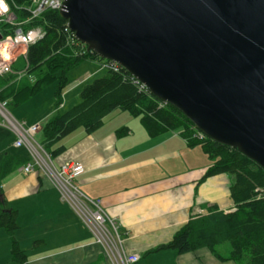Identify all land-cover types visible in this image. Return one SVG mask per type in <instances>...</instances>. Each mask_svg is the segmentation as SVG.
Returning <instances> with one entry per match:
<instances>
[{"label": "crops", "instance_id": "0c3cea01", "mask_svg": "<svg viewBox=\"0 0 264 264\" xmlns=\"http://www.w3.org/2000/svg\"><path fill=\"white\" fill-rule=\"evenodd\" d=\"M101 67L89 70L85 80L101 72ZM80 82L68 79L61 108L70 92L75 89V96L79 94ZM55 109L38 118L19 111L17 120L41 126ZM115 111L94 132L79 129L63 138L59 144L65 150L52 158L54 164L76 161L83 165L73 184L86 198L99 200L106 214L121 225L126 251L141 256L136 264H233L218 261L206 248L182 254L173 249L154 251L167 244L189 218L206 214L210 207L233 211L229 192L233 177L203 178L213 159L200 146H188L181 129L151 137L140 120ZM112 113L121 116L120 121L111 123ZM122 126L129 132L118 136L116 130ZM14 140L15 134L0 124V163L7 153L28 156L26 150H17ZM19 167L2 180L1 189L7 206L17 212L13 237L27 264H106L99 246L51 182L37 172L24 174ZM10 241L0 228V264H20L11 260Z\"/></svg>", "mask_w": 264, "mask_h": 264}, {"label": "water", "instance_id": "95a60500", "mask_svg": "<svg viewBox=\"0 0 264 264\" xmlns=\"http://www.w3.org/2000/svg\"><path fill=\"white\" fill-rule=\"evenodd\" d=\"M74 38L264 169V0H65Z\"/></svg>", "mask_w": 264, "mask_h": 264}, {"label": "trees", "instance_id": "16d2710c", "mask_svg": "<svg viewBox=\"0 0 264 264\" xmlns=\"http://www.w3.org/2000/svg\"><path fill=\"white\" fill-rule=\"evenodd\" d=\"M12 1L23 8L16 9V14L20 18L26 17L24 8L31 0ZM33 25L40 26L44 36L28 47L24 60L26 64L21 68L24 69L23 75L18 77L8 73L0 76V99L9 100V105L19 104L28 96H33L45 84L56 83L55 106L59 107L69 71L86 60L99 61L106 70L102 77L83 85L78 103L64 112H56L41 125L40 143L51 157L55 158L65 150V146L59 144L63 138L79 129L86 133L94 132L115 110L139 117L151 137L181 129L180 134L188 146H200L213 159L203 178L219 174L233 177L229 192L235 209L225 212L210 207L206 214L189 218L167 244L158 246L154 251L173 249L182 254L206 248L220 262L264 264V169L237 149L205 135L198 136L199 130L180 110L141 88L121 66L114 68L109 60L87 51L80 42L71 45L73 33L68 30L67 21L58 10L43 11L28 27ZM20 63L18 59L15 65ZM128 132L126 126L116 130L118 136ZM27 160L28 156L7 153L0 163V228L10 236L11 260L20 264H27V256L13 237L18 228L17 212L7 206L1 182ZM225 245L229 246L228 253L224 252Z\"/></svg>", "mask_w": 264, "mask_h": 264}, {"label": "built area", "instance_id": "2783aa9c", "mask_svg": "<svg viewBox=\"0 0 264 264\" xmlns=\"http://www.w3.org/2000/svg\"><path fill=\"white\" fill-rule=\"evenodd\" d=\"M64 1L31 0L24 8L27 12L26 17L20 18L15 10L23 8L14 4L12 0H0L3 5L0 8V76L8 73L18 77L23 75L24 69H15V63L20 58L26 60L28 47L44 36V30L40 26L28 25L47 9L59 10ZM78 42L73 36L71 45ZM110 64L114 68L119 67L115 62L110 61ZM134 79L141 88L146 89L136 78ZM8 106V100L0 99L2 118L0 124L15 134L13 145L16 148L23 147L27 151L28 160L19 167L20 172L24 174L37 172L51 182L58 190L61 200L72 209L93 242L99 246L106 264H136L141 256L136 252L126 251L124 246L126 234L121 225L106 214L99 200L86 198L73 184V178L83 172V165L76 161L55 165L51 155L36 140L41 129L40 124L25 125V122L11 115ZM197 135L203 137L204 134L198 131Z\"/></svg>", "mask_w": 264, "mask_h": 264}, {"label": "rangeland", "instance_id": "374dc122", "mask_svg": "<svg viewBox=\"0 0 264 264\" xmlns=\"http://www.w3.org/2000/svg\"><path fill=\"white\" fill-rule=\"evenodd\" d=\"M19 61L21 63L18 65H14L15 69H21L26 64V62L24 60L23 61L25 63H22L21 58L19 59ZM99 67H100L99 61L86 60L68 72V79L70 80V82H72L73 80H74V82L75 81H77V82L81 81L80 82V84H81L80 90H81L83 85H85L86 83H90L95 78L102 77L105 74L106 70L103 67H101L100 68L101 72L98 71L99 73L96 72L97 73L96 75L94 73L93 76H89L87 78V80H85V76L88 75L89 70H91L93 72L95 69H97ZM55 88H56V83L45 84L41 87L40 91L37 92L33 97L28 98L23 102L21 101L20 104H16L15 106L9 105L8 110L11 113V115L16 119H18L17 115H18L19 111L24 112L29 117H37V118L40 117L39 115L49 113L53 109H55V106H54L55 105V98H54ZM80 90L78 91L79 94H80ZM75 93H77V90H75V89L72 92H70L67 96L66 101H65V103H66L65 108H61V106H60L58 109H55V112L53 111V114H55L56 112H64L67 109H69L70 107H72L73 105H75L76 103H78L80 101V96H79V94L75 96ZM116 111H119V110H116ZM123 112H124L123 114H127V113H125V111H123ZM112 114L113 115H111V117H110L111 123L112 122L115 123L116 121H120L121 116L116 115V113H112ZM35 115H37V116H35ZM29 117H27L26 119H28ZM133 118H136L137 120H139V117H133ZM1 120H2V118L0 117V122H1ZM36 140L37 141L40 140V136H37ZM20 149L25 150L23 147L17 148V150H20ZM228 251H229V246L225 245L224 252L228 253ZM2 253H3V250H0V257H1Z\"/></svg>", "mask_w": 264, "mask_h": 264}, {"label": "snow or ice", "instance_id": "6c2138e0", "mask_svg": "<svg viewBox=\"0 0 264 264\" xmlns=\"http://www.w3.org/2000/svg\"><path fill=\"white\" fill-rule=\"evenodd\" d=\"M3 7V5H2V3H0V8H2Z\"/></svg>", "mask_w": 264, "mask_h": 264}]
</instances>
